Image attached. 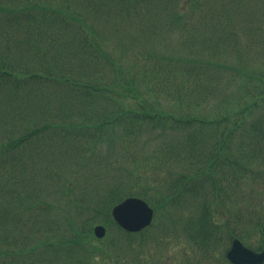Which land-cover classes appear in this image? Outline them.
Returning a JSON list of instances; mask_svg holds the SVG:
<instances>
[{
	"label": "trees",
	"instance_id": "1",
	"mask_svg": "<svg viewBox=\"0 0 264 264\" xmlns=\"http://www.w3.org/2000/svg\"><path fill=\"white\" fill-rule=\"evenodd\" d=\"M52 1L20 8L27 23L12 47L0 20V258L25 264L43 247L47 264H144L148 231L125 232L110 214L128 196L151 204L176 245L204 249L259 229L264 0ZM11 2L0 0V14L14 13ZM100 13L108 19L96 24ZM116 13L130 40L159 37L145 59L103 50ZM60 208L77 222L66 217L57 240L37 241L41 213V228L59 233L50 215ZM6 210L22 219L12 225ZM17 224L29 236L19 252L8 241Z\"/></svg>",
	"mask_w": 264,
	"mask_h": 264
},
{
	"label": "rangeland",
	"instance_id": "2",
	"mask_svg": "<svg viewBox=\"0 0 264 264\" xmlns=\"http://www.w3.org/2000/svg\"><path fill=\"white\" fill-rule=\"evenodd\" d=\"M27 1L28 0H12L11 5H12L14 13L9 14V15L0 14V20L6 19L5 22L9 25L8 26V38H9V44L11 45V47L13 45L12 40L15 36L16 37H22L20 34L13 31V29L14 28H20L22 24L25 25V23H27L26 21H24V18L20 17L21 16V14H20L21 9L20 8L24 7V5H26ZM46 1H48V0H46ZM54 1H56V0H53L52 2H54ZM70 1H72V3L75 2V1L73 2V0H70ZM45 3L48 5L47 2H45ZM49 3H51V2L49 1ZM70 5L71 4H69V6ZM73 7L74 6H72V9H73ZM38 13H39V11H38ZM14 14H16V18L13 20V19H11V17H13ZM117 15H118L117 13H116V15L113 14L112 19H110V21H109V25L103 24V26H102L103 31L106 35V42L104 44L103 50L112 51L114 53V55H116V56H119L122 53V57L128 58V60L129 59L130 60H136V59H142V58L145 59V57L151 53L148 48H152V46L154 44H157L159 42V37L151 35V34H146L145 38L140 37L137 41H134L132 39L130 40L128 36L132 33V31L128 32L130 29L129 26L127 25L129 21H126V23H124L120 20V17ZM102 19L105 20L102 23H106V20L108 19L104 13H100L97 16V18H93L92 20H93V22H95L97 24V23L101 22L100 20H102ZM10 20H12V21H10ZM126 33H127V36L125 35ZM120 39H123V40L126 39L127 44H124L122 46V44H120ZM13 49H15V48H11L12 52H13ZM25 53H26V51H25ZM143 61L144 60H141L140 64H146L147 63V62H143ZM36 65H37V63L33 62L32 67H37ZM72 100L75 101L73 96H72ZM218 103H219V101H213L210 104L211 106L209 108L213 107V109L216 110ZM61 210L62 211H59V212L57 211V214H56L57 216H53V214H54L53 210H52V213L50 215V219L54 220V221H52L53 225L57 222L59 223V226H58L59 227V229H58L59 233H56V234H53L50 231L48 232V228H47V230L41 228L47 222L44 220L42 213L40 214V219L36 220L35 225H34V229H38V231H39V234L35 235V238L37 241H43L45 235L47 236V238H49L50 241L57 240L59 238V235H61L60 233L62 231H64V229H66V226L64 225V220L66 219V217H69L70 219H72L73 223L77 222V218H76V215L74 216V213L67 212L66 208H65V210H63V209H61ZM14 215H15V213L11 212V210H6V212L4 214V216L6 217V220L7 221L10 220L12 222V225H13L14 221H18V218L22 219L21 215H18V216H14ZM50 219H48V216H47V221H49ZM62 224H63V227H62ZM160 224H161V220L159 221V224L157 226H160ZM12 225L10 227V230L13 229ZM16 226L19 229L21 227L20 224H17ZM25 228L26 227L24 225L23 229H25ZM25 231H26V229H25ZM45 231H46V234H45ZM149 231L153 232L154 228L149 230ZM69 232H71V231L68 230L65 232V234L67 233V235H68ZM14 233H15V235L19 236V238H23V236L26 237V235H27L25 232L14 231ZM249 233H250L249 234L250 235L249 236V242L252 241V243L255 244L261 240V233L256 228L251 229V231H249ZM165 238L166 239L163 240L164 246L160 249L164 250L166 253L160 254L158 252V250L156 251V249H159V248H154V245H155L154 242L150 243L148 246H146V248L144 250H142L143 253L145 254L144 259L146 258V260L148 261V264H175V262L177 261V258L180 256H184L183 258L186 257L187 259H190L191 252L186 251V253H183L184 248H181L180 244L176 245L170 239V235L166 236ZM26 240L28 243L29 239H26ZM49 249L51 250L52 247L49 246ZM42 251H43V247H39V249L37 250L39 255H41ZM31 257H35V254L29 255V258H31ZM131 259H135V256H133V254H132ZM207 259L209 261H206V264H215V262L217 261V256H214V253L210 252ZM37 264H47V263L39 262ZM103 264H105V263H103Z\"/></svg>",
	"mask_w": 264,
	"mask_h": 264
},
{
	"label": "water",
	"instance_id": "3",
	"mask_svg": "<svg viewBox=\"0 0 264 264\" xmlns=\"http://www.w3.org/2000/svg\"><path fill=\"white\" fill-rule=\"evenodd\" d=\"M112 214L118 224L128 231H138L150 224L153 210L139 198H127L112 209ZM264 230V227H263ZM97 236L105 234L103 226L95 227ZM228 258L239 264H260L264 262V249L257 253L245 248L239 240H234Z\"/></svg>",
	"mask_w": 264,
	"mask_h": 264
}]
</instances>
